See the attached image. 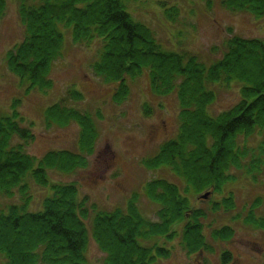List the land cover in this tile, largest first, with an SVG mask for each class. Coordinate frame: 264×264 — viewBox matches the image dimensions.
Returning <instances> with one entry per match:
<instances>
[{
	"label": "trees",
	"instance_id": "16d2710c",
	"mask_svg": "<svg viewBox=\"0 0 264 264\" xmlns=\"http://www.w3.org/2000/svg\"><path fill=\"white\" fill-rule=\"evenodd\" d=\"M15 1L24 34L5 53L4 64L26 94L51 90V70L63 55L68 31L74 45L99 46L90 68L95 77L116 85L115 104L127 99V80H135L144 71L155 96H176L177 134L143 160V166L165 171L180 182L154 178L123 207L109 211L88 205V197H81L74 183H52L40 210L30 211L27 180L45 189L50 172L73 174L84 169L98 132L89 115L70 105L82 100L80 92L68 89L44 110L43 123L47 129L76 125V150L33 157L26 151L33 140L32 124L24 127L26 121L16 109L19 101L14 100L10 111L0 114V193L19 199L0 213V255L5 264H87L89 236L103 254L102 264H155L169 257L165 245L175 237L187 252H211L203 234L207 215L234 210L231 194L218 202L211 195L222 193L226 184L235 181L232 171H245L255 182L253 173L261 174L264 168V42L231 36L222 56L206 66L192 55L162 49L151 30L127 12L125 4L135 0ZM157 4L169 20L177 14L174 6L167 7V0ZM221 4L232 13L264 17V0H221ZM5 10L6 0H0V21ZM232 81L241 84L239 101L210 116L208 108L215 101L212 88ZM143 111L149 114L146 106ZM253 138L255 149L248 151L246 141ZM247 157L250 162L245 165ZM200 193H210L205 210L191 204V197ZM140 196L157 207L155 221L143 215ZM260 205L257 199L243 223L264 232V218L254 215ZM206 228L214 242L233 237L227 226ZM230 259V253L220 254L222 264Z\"/></svg>",
	"mask_w": 264,
	"mask_h": 264
},
{
	"label": "rangeland",
	"instance_id": "374dc122",
	"mask_svg": "<svg viewBox=\"0 0 264 264\" xmlns=\"http://www.w3.org/2000/svg\"><path fill=\"white\" fill-rule=\"evenodd\" d=\"M158 1L135 0L125 6L132 20L150 29L166 51L192 55L209 66L222 56L224 44L231 36L264 42V17L229 12L223 8L221 0H167V7L174 6L177 10L172 20L165 16ZM65 33L63 55L51 70V90L26 94L4 64L5 53L19 43L24 34L17 2L6 0L5 15L0 21V114L8 113L11 103L19 101L16 109L26 121L24 127L29 129V124H32L29 130L33 140L26 148L27 153L40 158L48 151L76 150V125L47 129L43 123L44 110L62 99L68 89L80 92L82 100L73 101L70 105L89 115L98 132L94 152L84 169L73 174L50 172L45 189L27 180L31 194L29 210H40L52 183H74L79 195L88 197V205L94 204L98 210L109 211L123 207L131 195L140 193L143 186L154 178L180 182L165 171H151L143 166V160L154 156L160 145L174 139L177 134L179 109L176 96H155L150 89L148 73L144 71L135 80H127L128 97L121 104H115L112 96L116 85L95 77L90 68L96 60L99 46L84 48L74 45L69 32ZM240 86L236 81L215 85L212 88L215 101L208 108L209 115L215 117L234 106L239 101ZM144 106L149 109V114L144 113ZM255 142V138L246 141L248 151L255 149ZM245 160L244 164L248 165L249 157ZM261 169V174L253 173L255 182L245 171H232L235 181L226 184L222 193L211 195L210 198L218 202L231 194L234 203V210L229 214H208L203 223V234L212 248L211 252H187L180 245V239L175 237L165 245L170 249L169 257L157 259L155 264H222L220 254L224 251L231 256L228 264H264V232L243 223L257 199L261 205L254 215L264 218V168ZM203 194L191 197L193 208L207 209L206 201L199 197ZM18 200L16 195L7 198L0 193V213L17 204ZM139 206L146 219L155 221L157 207L154 204L140 196ZM86 223L89 226L90 221ZM208 225L215 229L229 227L233 231L232 239L212 241L206 230ZM86 256L87 264H102L103 254L90 236ZM0 264H5L2 255Z\"/></svg>",
	"mask_w": 264,
	"mask_h": 264
},
{
	"label": "water",
	"instance_id": "95a60500",
	"mask_svg": "<svg viewBox=\"0 0 264 264\" xmlns=\"http://www.w3.org/2000/svg\"><path fill=\"white\" fill-rule=\"evenodd\" d=\"M209 195H210V193H206V194L200 196V199L206 200Z\"/></svg>",
	"mask_w": 264,
	"mask_h": 264
}]
</instances>
